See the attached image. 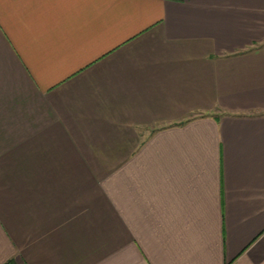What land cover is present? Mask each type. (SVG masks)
<instances>
[{
  "label": "crops",
  "instance_id": "0c3cea01",
  "mask_svg": "<svg viewBox=\"0 0 264 264\" xmlns=\"http://www.w3.org/2000/svg\"><path fill=\"white\" fill-rule=\"evenodd\" d=\"M264 264V0H0V264Z\"/></svg>",
  "mask_w": 264,
  "mask_h": 264
},
{
  "label": "trees",
  "instance_id": "16d2710c",
  "mask_svg": "<svg viewBox=\"0 0 264 264\" xmlns=\"http://www.w3.org/2000/svg\"><path fill=\"white\" fill-rule=\"evenodd\" d=\"M15 263V261H14V259H10L8 262H6L5 264H14Z\"/></svg>",
  "mask_w": 264,
  "mask_h": 264
}]
</instances>
